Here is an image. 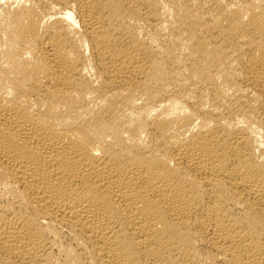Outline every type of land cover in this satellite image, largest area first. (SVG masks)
<instances>
[{"label": "bare ground", "instance_id": "obj_1", "mask_svg": "<svg viewBox=\"0 0 264 264\" xmlns=\"http://www.w3.org/2000/svg\"><path fill=\"white\" fill-rule=\"evenodd\" d=\"M0 264H264V0H0Z\"/></svg>", "mask_w": 264, "mask_h": 264}]
</instances>
